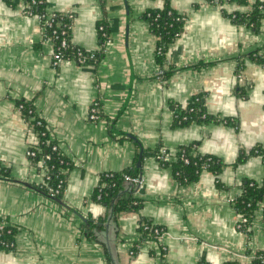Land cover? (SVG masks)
<instances>
[{"label":"crops","instance_id":"0c3cea01","mask_svg":"<svg viewBox=\"0 0 264 264\" xmlns=\"http://www.w3.org/2000/svg\"><path fill=\"white\" fill-rule=\"evenodd\" d=\"M218 1L170 0L185 21L160 65L142 15L163 0H45L47 12L73 15V46L100 53L98 24L109 34L98 63L55 68L52 43L23 0H0V168L9 174L0 179V222L15 230L0 264H252L255 256L264 264V199L247 232L237 230L232 206L246 181L264 177L251 154L264 149V18L254 31L228 17L264 0ZM196 96L212 121L174 126L176 109ZM19 101L32 105L71 163L60 201L36 190L43 171L26 151L38 139ZM94 101L101 118L92 122ZM191 144L225 165L217 177L202 171L182 185L155 159L157 147L173 153ZM126 169L141 179L133 191L141 206L114 223L91 197L100 175ZM88 220L102 225L97 241L83 233ZM141 220L162 229L159 241L140 242Z\"/></svg>","mask_w":264,"mask_h":264},{"label":"trees","instance_id":"16d2710c","mask_svg":"<svg viewBox=\"0 0 264 264\" xmlns=\"http://www.w3.org/2000/svg\"><path fill=\"white\" fill-rule=\"evenodd\" d=\"M6 1L10 3L13 2V0ZM31 1H35L36 3L32 4ZM222 1L227 2L231 0H219L217 4H221ZM237 1L239 3L242 2V0ZM207 2L215 4L214 0H208ZM23 7L25 12L29 11L33 15H46L45 0H23ZM50 15L53 22L49 28L45 27L44 33L46 36H49L53 31H55L59 34V40L62 38L66 39L68 43L67 47L60 50L59 52L64 59L68 60L72 55H74L77 48L70 42L73 15H65L55 12ZM228 17L236 24H244L252 28L254 31H257L259 22L264 18V7L257 2L252 6L249 13L243 15L231 14ZM142 19L147 22L150 33L156 38L155 59L157 63L161 65L165 61L167 47L182 33L185 17L178 14L171 8L170 0H163V7L161 9H152L144 12ZM61 31H64L65 34L61 35ZM97 33L101 45L100 53H89L82 50L85 55H93L92 59H89L88 64H95L99 62L102 53L104 52V46L109 41L108 28L104 25V23L98 24ZM58 43L59 41L57 43L55 42L54 44L55 53H59L56 51ZM252 58L257 62H261V59L258 57L257 53H255ZM75 64L79 65L78 62H75ZM164 76L167 75L163 74V77ZM19 105L21 106L19 112L21 113L22 117L30 123V125L34 126V131L38 139L37 145L30 148L35 151V157H29L28 159L33 162L34 165H37L43 161L39 169L43 172L47 171L49 176V179L46 182L47 185H38L36 186V190L50 199L60 201L66 185V173L63 174L61 171L63 170L66 172L70 168L71 163L60 153L57 145L53 141H50L47 132H45L44 123L41 121V126L34 125V120L31 119L35 118L36 115L32 105L24 101H19L17 103V107ZM100 118V105H98V120ZM208 121H212V119L204 112L200 98L199 96H196L192 99L188 107L184 109H176L174 113L173 125L185 126L193 122L201 123ZM42 133H44V135H42ZM54 145L57 147L55 151L52 150ZM161 150H164L167 154H169L170 157H172V160L165 159L164 155L161 154ZM251 154L260 157L264 163V149L255 147L251 151ZM46 156H49V158L44 160V157ZM154 156L156 161L162 167H167L171 170L174 179L182 185L195 182L202 171H208L217 177L222 168L225 166L216 157L210 155H199L196 153L195 145L193 144L180 147L173 153L162 149L161 147H157L154 151ZM245 157V155H241L237 162H242ZM8 175L9 174L7 170L0 168V179L8 178ZM125 177H134V172L131 169H126L121 173H103L100 175L98 183L91 197L94 202L104 206L108 210L110 220L114 223L116 216L120 213L129 211L137 212L141 206L140 201L133 196L135 186L128 183L125 180ZM60 180H62V183L59 192L56 195L51 196L48 193L47 188H54ZM263 199L264 177L260 184H257L253 181H246L242 185L240 195L232 202L235 212L245 219V222L242 223L241 228L238 231H248L250 223L254 217V213L259 208V203ZM143 225L150 226L152 224L146 220H141L139 222L137 231L140 234V242H144V239L156 240L151 232L143 230ZM83 229V233L87 238L97 241L96 234L101 231L102 225L88 220ZM7 231H9V233H7ZM14 233V228L8 227L3 229V232L0 236V241L2 243L8 242L14 244ZM13 249L14 246L10 248H4L0 243V251L9 252ZM252 264L263 263L259 256H255Z\"/></svg>","mask_w":264,"mask_h":264},{"label":"built area","instance_id":"2783aa9c","mask_svg":"<svg viewBox=\"0 0 264 264\" xmlns=\"http://www.w3.org/2000/svg\"><path fill=\"white\" fill-rule=\"evenodd\" d=\"M206 1H208V0H206ZM31 3L32 4H35L36 2L35 1H31ZM37 3H40V2H37ZM23 11H24V9H23ZM24 13L27 14L28 16L35 17L39 21V23H40V25H41V27L43 29V32L45 31V27H48L49 28L51 26V23L53 22L52 17L50 15L52 13H49L47 11H46V15L45 16L33 15L29 11L28 12H25L24 11ZM65 15H70V14H65ZM43 34H44V37L46 39H48V40L51 41L52 46H53V52H52V57H51V59H52L51 63H52V66L53 67H58L61 63H63V62H69V61L74 62V63L75 62H78L79 65H86V64H88L89 59H92V57H93V55H91V54L90 55H85L83 53L84 50L82 51V49L76 48L74 55H72L68 60H66V59H64L61 56V53L59 52L60 50L65 49L67 47L68 43H67L66 39L62 38L61 40H59V34L57 32H55V31H53L52 34L49 35V36H46L45 33H43ZM64 34H65V32L64 31H61V35H64ZM58 41H59V43H58V45L56 47V51L59 52V53H55L54 52V44H55V42L57 43ZM98 105H99V102L98 101H94L92 103V105L90 106L89 111H88V116H87V118H88L89 121L94 122V121H97L98 120ZM20 109H21V106L19 105L17 107V110L19 111ZM31 120H34V125L35 126H41L42 125L41 120L37 116H35V118H32ZM31 126L34 128L33 125H31ZM44 128H45V126H44ZM45 132H46V128H45ZM42 135H44V133H42ZM56 149H57V147L54 145L52 147V150L55 151ZM35 154H36L35 151L32 150V149H28L26 151L27 158H29V157H35ZM161 154L164 155V158L165 159H167V160L168 159L169 160L171 159L172 160V157H170V155L167 154L164 150H161ZM48 158H49V156H46V157H44V160H47ZM42 163H43V161H41V163H39L40 164V167H41V164ZM61 172L63 174L66 173L63 170ZM43 176H44L43 177V181H42V183L40 185L46 186L47 185L46 182L49 179V176L47 174V171H44L43 172ZM125 180L128 183L133 184L136 187V189L141 186V179H140V177H125ZM61 183H62V180H60L58 182V184L54 188L53 187L52 188H47L48 193L51 196L56 195L59 192V190H60ZM239 217H240L239 218V221L236 224L237 230H239L241 228L242 223L245 222V219L242 216H239ZM8 227H9L8 225L0 222V236H1L2 232H3V229L8 228ZM142 227H143V230L144 231L151 232L152 235L155 237V239L157 241L160 240V237L162 235V229H160L158 227H155L154 225H150V226L143 225ZM7 233H9V231H7ZM0 243L2 244V246L4 248H10V247H13L14 246L13 243H8V242L2 243L1 241H0ZM135 248L137 249L138 247L137 246L134 247L130 251V255H133L135 253ZM162 250H165V248L162 247Z\"/></svg>","mask_w":264,"mask_h":264}]
</instances>
